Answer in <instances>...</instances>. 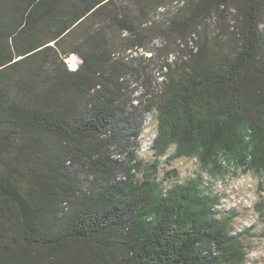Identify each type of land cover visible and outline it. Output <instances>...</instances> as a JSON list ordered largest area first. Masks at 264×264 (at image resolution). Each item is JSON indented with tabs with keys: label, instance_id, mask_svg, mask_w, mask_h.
Returning <instances> with one entry per match:
<instances>
[{
	"label": "trees",
	"instance_id": "16d2710c",
	"mask_svg": "<svg viewBox=\"0 0 264 264\" xmlns=\"http://www.w3.org/2000/svg\"><path fill=\"white\" fill-rule=\"evenodd\" d=\"M263 22L264 0H0V264H242L199 179L165 188L157 171L224 158L264 173ZM156 38L184 47L169 61ZM121 47L163 74L138 105Z\"/></svg>",
	"mask_w": 264,
	"mask_h": 264
},
{
	"label": "rangeland",
	"instance_id": "374dc122",
	"mask_svg": "<svg viewBox=\"0 0 264 264\" xmlns=\"http://www.w3.org/2000/svg\"><path fill=\"white\" fill-rule=\"evenodd\" d=\"M174 6L180 5L177 3ZM166 9L159 8L154 16L155 19L162 21L168 15ZM227 16L225 21L231 18L229 14ZM208 24L212 32L221 30L222 21L217 15L209 19ZM262 30L264 32V22ZM153 43L165 47L164 55H168L169 61L178 57L180 49L184 47L182 42H176V45L162 38H156ZM116 55L126 59L132 58L137 68V71L131 72L128 77L127 85V91L135 90L134 105H138V98L143 94L144 97L141 98L149 99L155 86L163 79L158 64L156 65L155 61L148 62L151 54L138 47H121L116 51ZM67 61L71 68H75L78 64L72 56ZM140 118L144 119V134L133 145V149L144 165L154 159L150 145L156 132L155 112L151 110L144 115L141 114ZM172 151L173 147L168 153ZM121 157L129 163V155H121ZM134 175L141 179V170L136 169ZM157 176L165 188L175 183H184L189 179L198 178L201 192L209 195L212 201H216L214 206L216 215L229 223V234L238 239L245 258L242 264H264V240L260 236L262 228L260 214L264 213V173H258L252 169L244 170L233 162H227L224 158H221V167L202 168L195 158H180L167 162L165 157H162Z\"/></svg>",
	"mask_w": 264,
	"mask_h": 264
},
{
	"label": "built area",
	"instance_id": "2783aa9c",
	"mask_svg": "<svg viewBox=\"0 0 264 264\" xmlns=\"http://www.w3.org/2000/svg\"><path fill=\"white\" fill-rule=\"evenodd\" d=\"M72 57H74V58L76 59V57H75V56H72ZM67 59H68V58H67ZM67 59H66V62H67V64H68V68H69V69H72V70H73V69H76L77 65H76V67H75V68H71V67H69V63H68ZM76 60H77V59H76Z\"/></svg>",
	"mask_w": 264,
	"mask_h": 264
}]
</instances>
